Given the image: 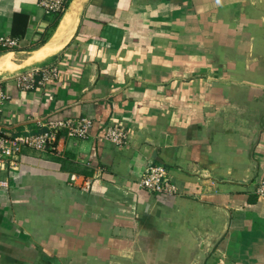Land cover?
<instances>
[{
	"label": "crops",
	"instance_id": "1",
	"mask_svg": "<svg viewBox=\"0 0 264 264\" xmlns=\"http://www.w3.org/2000/svg\"><path fill=\"white\" fill-rule=\"evenodd\" d=\"M38 1L0 0V74L59 70L46 90L3 80L11 132L94 124L0 171V264H264V0H70L68 39L26 64L61 20ZM120 125L123 144L100 138ZM150 159L175 193L140 188Z\"/></svg>",
	"mask_w": 264,
	"mask_h": 264
},
{
	"label": "built area",
	"instance_id": "2",
	"mask_svg": "<svg viewBox=\"0 0 264 264\" xmlns=\"http://www.w3.org/2000/svg\"><path fill=\"white\" fill-rule=\"evenodd\" d=\"M70 0H39L38 6L44 15L56 18L62 14ZM16 41L9 37L0 36V47L12 48ZM59 78V70L56 65H45L34 67L23 73L17 74L13 81L20 92L35 91L39 88L48 89ZM9 100V94L0 81V171L8 170L15 172L20 157L25 153L42 154L45 152L57 153V136L64 132L66 136L77 139H84L88 130L94 124V120L88 117H66L55 120H46L39 123L43 131L39 132H11L10 126L13 122L5 118L3 107ZM100 138L113 144H123L126 138L124 126H107L100 133ZM70 180L73 182L74 177ZM90 184L86 179L81 186L86 190ZM140 188L151 196L170 195L176 192L175 185L168 169L160 162L148 160L144 167L140 180ZM255 194L264 197V179L256 188Z\"/></svg>",
	"mask_w": 264,
	"mask_h": 264
},
{
	"label": "bare ground",
	"instance_id": "3",
	"mask_svg": "<svg viewBox=\"0 0 264 264\" xmlns=\"http://www.w3.org/2000/svg\"><path fill=\"white\" fill-rule=\"evenodd\" d=\"M72 9L71 10L68 9L67 11L66 10L64 11L63 15L61 16V20L58 24V27L56 28L55 34L53 35V38L51 39V41L48 43V45L41 52H39L37 54L34 53L30 58H27L25 60L26 64H32V63L36 62L45 53L55 52L68 39L69 31H70L69 28L72 24L71 22H72V18H73L72 17ZM75 15H76V13H75ZM12 66H14V65H13L11 53L6 52L5 55L0 57V73L5 68H7L9 70L12 69L13 68Z\"/></svg>",
	"mask_w": 264,
	"mask_h": 264
},
{
	"label": "rangeland",
	"instance_id": "4",
	"mask_svg": "<svg viewBox=\"0 0 264 264\" xmlns=\"http://www.w3.org/2000/svg\"><path fill=\"white\" fill-rule=\"evenodd\" d=\"M64 13V12H63ZM59 19V18H58ZM58 19H56L55 21V23H57L58 22ZM55 25V24H54ZM12 57V60H14L13 59V56H11ZM20 72V71H19ZM18 73V72H17ZM17 73L16 72H12L11 74L10 73H5V72H3L2 74H0V81H3L5 78H7V76H10V77H14L15 76V74L17 75ZM9 78V77H8Z\"/></svg>",
	"mask_w": 264,
	"mask_h": 264
},
{
	"label": "trees",
	"instance_id": "5",
	"mask_svg": "<svg viewBox=\"0 0 264 264\" xmlns=\"http://www.w3.org/2000/svg\"><path fill=\"white\" fill-rule=\"evenodd\" d=\"M62 15H63V13L60 14V15H58V16L56 17V19H58V18L60 19ZM56 19H55V20H56ZM59 19H58V20H59Z\"/></svg>",
	"mask_w": 264,
	"mask_h": 264
}]
</instances>
